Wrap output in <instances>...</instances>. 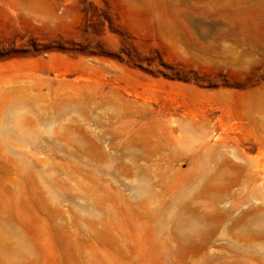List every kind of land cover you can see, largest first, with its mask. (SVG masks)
<instances>
[{
    "label": "rangeland",
    "instance_id": "rangeland-1",
    "mask_svg": "<svg viewBox=\"0 0 264 264\" xmlns=\"http://www.w3.org/2000/svg\"><path fill=\"white\" fill-rule=\"evenodd\" d=\"M0 264H264V0H0Z\"/></svg>",
    "mask_w": 264,
    "mask_h": 264
}]
</instances>
